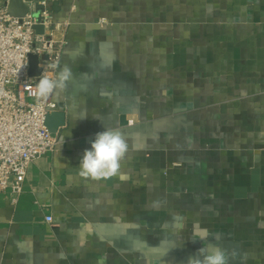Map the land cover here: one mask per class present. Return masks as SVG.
Instances as JSON below:
<instances>
[{
  "label": "crops",
  "instance_id": "1",
  "mask_svg": "<svg viewBox=\"0 0 264 264\" xmlns=\"http://www.w3.org/2000/svg\"><path fill=\"white\" fill-rule=\"evenodd\" d=\"M50 3L72 78L57 150L0 191V264H187L194 221L230 264H264V0ZM105 128L128 142L124 176L82 178Z\"/></svg>",
  "mask_w": 264,
  "mask_h": 264
},
{
  "label": "built area",
  "instance_id": "2",
  "mask_svg": "<svg viewBox=\"0 0 264 264\" xmlns=\"http://www.w3.org/2000/svg\"><path fill=\"white\" fill-rule=\"evenodd\" d=\"M68 22L56 21L50 0L30 2L24 17H14L0 4V191L20 196L30 165L57 150L58 140L46 126L58 111L53 98L38 99L36 85L42 74L56 78L50 63L61 66L66 42L55 34ZM36 27H42L39 34ZM39 58V77L29 75V57ZM16 202V200H13ZM47 223L53 218L47 217Z\"/></svg>",
  "mask_w": 264,
  "mask_h": 264
},
{
  "label": "clouds",
  "instance_id": "3",
  "mask_svg": "<svg viewBox=\"0 0 264 264\" xmlns=\"http://www.w3.org/2000/svg\"><path fill=\"white\" fill-rule=\"evenodd\" d=\"M48 67L56 72V78L41 75L36 85L38 99H58L72 78L71 68L67 64L61 68L58 63H50ZM128 150V142L121 132L105 128L96 134L91 147L84 150L79 164L80 177L107 181L119 174L123 178L124 174L120 171L121 161L124 160ZM161 203L154 201L151 207L158 208ZM115 220L117 223L120 222L119 217ZM183 227L184 225L180 224V228ZM91 228L90 224L83 226L85 231H91ZM209 235L208 230L201 228L198 221L193 222V236L205 241V245L188 257L187 264H230V260L235 258V252L230 253L218 246L209 239Z\"/></svg>",
  "mask_w": 264,
  "mask_h": 264
},
{
  "label": "water",
  "instance_id": "4",
  "mask_svg": "<svg viewBox=\"0 0 264 264\" xmlns=\"http://www.w3.org/2000/svg\"><path fill=\"white\" fill-rule=\"evenodd\" d=\"M8 11L9 13L14 17H24L28 12V7L23 3V0H9L7 3ZM57 6L58 3H54L53 10L57 12ZM36 31L39 34L43 33L42 27H36ZM29 64H30V70L29 75L31 77H39L41 75L42 69L39 67V58L35 55H31L29 57ZM53 117H57L56 114L52 113L50 114L46 119V126L48 130L55 135L57 133V127H52L50 125L51 120ZM62 125V124H61ZM59 125V126H61Z\"/></svg>",
  "mask_w": 264,
  "mask_h": 264
}]
</instances>
